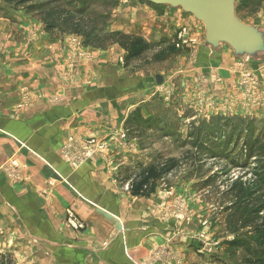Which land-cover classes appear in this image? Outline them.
Wrapping results in <instances>:
<instances>
[{
  "label": "rangeland",
  "instance_id": "obj_1",
  "mask_svg": "<svg viewBox=\"0 0 264 264\" xmlns=\"http://www.w3.org/2000/svg\"><path fill=\"white\" fill-rule=\"evenodd\" d=\"M232 1L234 18L264 34V0ZM185 28L189 45L176 38ZM121 35L129 37L127 44L132 38L142 40L139 56H127L119 45ZM205 41V26L193 16L145 0H0V82L22 79L14 108L109 105L112 119L106 117L104 125L113 128L108 127L107 140L71 135L61 149L64 161L78 167L107 157L110 147L119 157H111V168L123 196L130 194L127 177L158 160H173L153 192L149 186L136 197L154 200L157 220L182 235L188 246L182 263L248 264L264 258L253 230L264 213L255 226L247 223L254 211L264 210V117L254 113L264 107V91L261 80L244 75L237 85L246 97L244 114L236 111L238 105H226L211 77L196 74L211 64L207 57L213 49ZM58 42L61 48L48 50V43ZM62 45L70 51L63 53ZM102 55L106 70L85 79L73 73V57L87 61ZM56 61L65 76L55 83ZM155 76L163 78L161 85ZM215 83L222 84L221 79ZM5 98L0 93V102ZM129 151L133 156L126 155ZM6 166L17 164L12 160ZM166 247L159 257L167 261L172 255ZM0 263L13 264L12 255L0 256Z\"/></svg>",
  "mask_w": 264,
  "mask_h": 264
},
{
  "label": "crops",
  "instance_id": "obj_2",
  "mask_svg": "<svg viewBox=\"0 0 264 264\" xmlns=\"http://www.w3.org/2000/svg\"><path fill=\"white\" fill-rule=\"evenodd\" d=\"M60 45L48 43L47 48L56 51ZM66 48L62 45L63 53H67ZM209 51L208 57L205 54L200 59L210 58L209 68L196 74H208L209 82L221 90L224 103L238 105L236 111L244 114L246 97L237 85L244 75L253 74L261 80L264 91V57L239 58L223 46ZM80 58L75 56L71 61L79 79L105 69L103 55L87 61ZM56 63L55 83L65 76ZM13 77V81L0 82V93L6 97L0 102V256L11 254L13 264H187L181 261L187 244L183 245L175 227L168 231L157 220L154 200L129 192L119 195L117 175L111 168V157H119L110 147L107 157H94L78 167L70 166L61 156L63 144L71 135L107 140L111 132L108 127L113 128L104 125L106 119H112L109 105L96 101L17 111L13 105L19 98L22 79ZM216 79L222 84H216ZM191 95L195 97L194 90ZM254 113L264 117V107ZM107 142L110 145L113 140ZM12 160L17 167L6 166ZM69 214L77 218L81 228L71 224ZM166 246L172 255L167 261L159 257Z\"/></svg>",
  "mask_w": 264,
  "mask_h": 264
},
{
  "label": "water",
  "instance_id": "obj_3",
  "mask_svg": "<svg viewBox=\"0 0 264 264\" xmlns=\"http://www.w3.org/2000/svg\"><path fill=\"white\" fill-rule=\"evenodd\" d=\"M156 6L180 8L205 26V45L218 49L220 43L229 45L236 57L248 59L264 55V34L238 22L233 15L232 0H145ZM158 85L161 76H155Z\"/></svg>",
  "mask_w": 264,
  "mask_h": 264
},
{
  "label": "trees",
  "instance_id": "obj_4",
  "mask_svg": "<svg viewBox=\"0 0 264 264\" xmlns=\"http://www.w3.org/2000/svg\"><path fill=\"white\" fill-rule=\"evenodd\" d=\"M66 15H70L69 13H66ZM71 16V15H70ZM75 17V16H73ZM77 18V17H76ZM79 23L75 25V27H78ZM81 32V31H80ZM79 31H75L74 34H80ZM92 32V30L88 31L87 33H84L85 35H88ZM122 39L119 42V45L123 47V50L127 53L128 57H137L141 54V49L139 48L142 43V40L139 38H132L129 40V44L125 42V40H128L129 37L126 36H120ZM124 42V43H121ZM127 57V59H128ZM173 160H158L155 163H152L144 168H142L133 178L127 177L124 181L126 183H129V191L132 196H139L142 194L144 188L150 186V192H153V185L157 180H159L162 176H164L166 173L164 171L172 166ZM164 174V175H163ZM241 189L244 187V185H240ZM263 207L259 208L258 210L254 211V214L251 215L247 221L248 225L252 224L253 222H256V219L259 220L258 216L259 213L263 212ZM247 225V226H248ZM255 226V223L252 224V227ZM254 232L257 234V242L261 248H264V221L260 222L258 227H255ZM248 264H264V258L263 259H256L254 261L248 262Z\"/></svg>",
  "mask_w": 264,
  "mask_h": 264
},
{
  "label": "built area",
  "instance_id": "obj_5",
  "mask_svg": "<svg viewBox=\"0 0 264 264\" xmlns=\"http://www.w3.org/2000/svg\"><path fill=\"white\" fill-rule=\"evenodd\" d=\"M187 33H188V31H187L186 28H185V29H182L181 31H179L178 34H177V36H176L178 42H180V43H182V44H184V45H189V44H190V41H189V39L187 38ZM244 78L248 79V78H250V77H248V76L246 75ZM245 82H246V80L244 79V83H245ZM92 143H93V142H92ZM65 147H66V146H64V148H65ZM65 150L67 151V148H66ZM69 216H70V214H69ZM69 221H70L71 224H72L74 227H76V228H81V227H82V224H81V223L77 220V218L74 217L73 215H71V216L69 217Z\"/></svg>",
  "mask_w": 264,
  "mask_h": 264
}]
</instances>
